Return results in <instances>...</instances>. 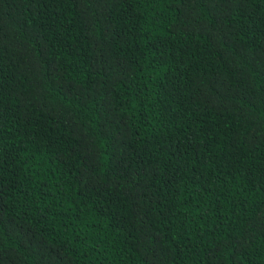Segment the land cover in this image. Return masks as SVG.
Returning <instances> with one entry per match:
<instances>
[{
    "label": "trees",
    "instance_id": "trees-1",
    "mask_svg": "<svg viewBox=\"0 0 264 264\" xmlns=\"http://www.w3.org/2000/svg\"><path fill=\"white\" fill-rule=\"evenodd\" d=\"M0 264H264V0H0Z\"/></svg>",
    "mask_w": 264,
    "mask_h": 264
}]
</instances>
